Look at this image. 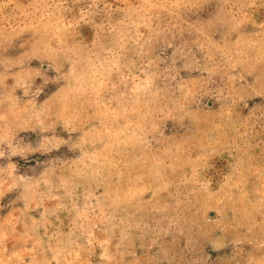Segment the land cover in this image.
I'll return each instance as SVG.
<instances>
[{
	"label": "rangeland",
	"instance_id": "obj_1",
	"mask_svg": "<svg viewBox=\"0 0 264 264\" xmlns=\"http://www.w3.org/2000/svg\"><path fill=\"white\" fill-rule=\"evenodd\" d=\"M0 264H264V0H0Z\"/></svg>",
	"mask_w": 264,
	"mask_h": 264
}]
</instances>
